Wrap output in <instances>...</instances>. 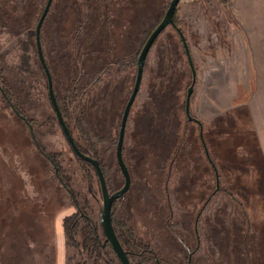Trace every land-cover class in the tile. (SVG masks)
<instances>
[{
    "label": "rangeland",
    "instance_id": "1",
    "mask_svg": "<svg viewBox=\"0 0 264 264\" xmlns=\"http://www.w3.org/2000/svg\"><path fill=\"white\" fill-rule=\"evenodd\" d=\"M47 1L0 0V84L27 119L0 92V264H120L85 242L93 228L104 244L103 199L49 99L35 37ZM170 2L54 0L42 27L65 120L82 148L89 136L78 120L90 131L111 192L124 184L116 148L136 56ZM177 18L197 73L191 114L203 124L219 189L200 127L185 113L192 71L169 27L129 115L123 155L132 184L115 216L163 264H264V108L249 106L264 93V35L254 34L264 30V0H182ZM76 205L86 217L71 223L72 239L63 225Z\"/></svg>",
    "mask_w": 264,
    "mask_h": 264
},
{
    "label": "water",
    "instance_id": "2",
    "mask_svg": "<svg viewBox=\"0 0 264 264\" xmlns=\"http://www.w3.org/2000/svg\"><path fill=\"white\" fill-rule=\"evenodd\" d=\"M182 0H172L170 3V6L162 20V22L159 24V26L154 30V32L151 34V36L149 37V39L147 40L140 56L138 59V68H137V76H136V81H135V85H134V89L133 92L127 102V105L125 107L123 116H122V120H121V127H120V131H119V137H118V143H117V148H116V159H117V163L118 166L121 170V173L124 177V186L119 189L118 191L111 193L109 191L107 182H106V178L105 175L103 173L102 167L100 162L95 159L92 155H87L83 152H81V150L79 149L77 143L75 142V139L71 133L70 128L68 127L63 114L61 112V109L59 107L58 101H57V97L54 91V86H53V78H52V74L51 71L47 65L46 59H45V55H44V51H43V46H42V41H41V32H42V27L44 25V22L50 12L51 6L54 2V0H48L46 3V6L43 10V13L38 21V24L36 26V31H35V37H36V46H37V52H38V56H39V60L42 64V67L46 73L47 76V81H48V93H49V99L51 102V105L53 107V110L55 112L56 118L60 124V127L68 141V143L70 144L73 152L82 160L90 163L94 169L95 172L97 174L99 183H100V187H101V192H102V199H103V208L101 210L100 213V224L102 226V230H103V235H104V243L105 244H110L112 249L114 250V252L116 253L119 261L121 262V264H132L129 256H128V252L123 248L117 233L115 231L114 225H113V204L115 201H117L118 199L122 198L131 188V174L129 171V168L124 160V155H123V148H124V142H125V136H126V128H127V123H128V119H129V115L131 112V109L133 107V104L137 98V95L139 93V90L141 88V84H142V80H143V75H144V69H145V63L147 60V57L149 55V52L151 50V48L153 47L155 41L157 40V38L159 37V35L168 27V26H173L174 28L177 29L181 41L183 43V46L185 48L186 54H187V58L190 64V68L192 71V85L188 90L187 93V98H186V104H185V113L186 116L188 117V119L191 122H195L199 125L200 127V138L202 141V144L205 148V153L207 155V158L209 159V162L212 164L214 170H215V174L217 177V190L219 189V174H218V170L216 165L213 163L210 153H209V149L207 147V144L205 142L204 139V134H203V124L200 120H198L197 118H194L191 114V98H192V94L194 92V85L196 83L197 80V73H196V68L194 65V61L186 40L185 35L183 34V32L177 27L176 23H175V14L178 8V5L180 4ZM0 92L2 93V95L6 98V100L9 102V104L12 106L14 112L24 121L27 122V119L22 116L19 111L13 106V103L11 101H9L4 89L2 88L1 84H0ZM29 128L32 132V136L35 140V142H37L36 137L33 133V127L30 123H28ZM38 145V143H37ZM39 147V145H38ZM54 164V168L56 170V175L58 176L59 180L63 183L62 179L59 177L58 175V168L57 166ZM64 184V183H63ZM69 193L73 196V193L68 189ZM198 219L196 220L197 223ZM190 263V261H189Z\"/></svg>",
    "mask_w": 264,
    "mask_h": 264
},
{
    "label": "trees",
    "instance_id": "3",
    "mask_svg": "<svg viewBox=\"0 0 264 264\" xmlns=\"http://www.w3.org/2000/svg\"><path fill=\"white\" fill-rule=\"evenodd\" d=\"M172 1V0H171ZM171 3V2H170ZM181 3V2H180ZM180 5V4H179ZM179 5H178V8H179ZM169 6H170V4H169ZM169 8V7H168ZM178 8H177V11H176V14H175V23H176V25H177V27L183 32V34H184V31L181 29V27H180V22L178 21V18H177V12H178ZM168 10V9H167ZM167 12V11H166ZM166 14V13H165ZM165 16V15H164ZM164 16H163V18H164ZM163 18L160 20V22L159 23H157L156 25H155V27H153V29L151 30V32H150V34L148 35V37L146 38V40H145V42H144V44H143V46L141 47V49H140V51L138 52V56H136V59L137 60H135L137 63H138V59H139V56H140V54H141V52H142V50H143V48H144V46H145V44H146V42H147V40L149 39V37L151 36V34L154 32V30L159 26V24L162 22V20H163ZM169 27H172V28H174L173 26H168L167 28H169ZM166 28V29H167ZM165 29V30H166ZM176 31H177V29L176 28H174ZM164 30V31H165ZM163 31V32H164ZM162 32V33H163ZM178 32V31H177ZM161 33V34H162ZM161 34L159 35V37L161 36ZM179 34V33H178ZM185 35V34H184ZM158 37V38H159ZM179 37H180V35H179ZM158 38H157V40H158ZM181 39V38H180ZM156 40V41H157ZM187 40V39H186ZM156 41H155V43H156ZM154 43V44H155ZM154 46V45H153ZM37 47V46H36ZM153 48V47H152ZM151 48V49H152ZM185 49V48H184ZM151 51V50H150ZM185 53H186V51H185ZM149 54H150V52H149ZM187 55V54H186ZM149 56V55H148ZM148 58V57H147ZM147 61V60H146ZM135 63V62H134ZM118 66H120V67H127V63H125V62H123V61H119L118 63ZM190 65V64H189ZM138 66V65H137ZM145 67H146V63H145ZM145 70V69H144ZM2 86V85H1ZM2 88L4 89V87L2 86ZM4 91H5V93H6V95H7V97L9 96L8 94H7V92H6V89H4ZM8 99H9V101H11L10 100V98L8 97ZM57 101H58V99H57ZM12 102V101H11ZM13 103V102H12ZM58 104H59V101H58ZM185 104H186V102H185ZM15 107V106H14ZM59 107H60V109H61V111H62V114H63V117H64V119H65V115H64V111L62 110V108H61V106H60V104H59ZM16 108V107H15ZM188 118V117H187ZM66 121V120H65ZM188 121L189 122H191L189 119H188ZM67 123V122H66ZM68 125V124H67ZM78 125L79 126H77V128L80 130L81 129V133H83V135H85V137L86 136H89V138L87 137L85 140L87 141V147H85V148H82L79 144H77L78 145V147H79V149L81 150V152H83V153H85V154H87V155H92L95 159H98L99 160V158H98V156H97V154H98V148H96L95 147V145H94V143H92L91 142V134H90V131L86 128V126H85V124L80 120H78ZM68 127H69V125H68ZM120 127H121V125H120ZM118 143V142H117ZM124 149V148H123ZM75 154V153H74ZM94 154V155H93ZM76 155V154H75ZM76 157L78 158V159H80L77 155H76ZM80 160H82V159H80ZM82 161H84V160H82ZM100 161V160H99ZM86 164H88V165H91L90 163H88V162H86V161H84ZM100 163H101V166H102V169H103V173H104V175H105V178H106V182H107V185H108V187H109V189H110V191H111V188H110V185H109V181H108V178H107V175H106V171H105V168H104V166H103V164H102V162L100 161ZM92 166V165H91ZM93 167V166H92ZM93 169H94V167H93ZM95 170V169H94ZM215 172V171H214ZM96 173V172H95ZM62 179V178H61ZM62 181H63V179H62ZM63 183H64V181H63ZM124 186V184L122 185V187ZM121 187V188H122ZM120 188V189H121ZM119 190V189H118ZM118 190H116V191H118ZM116 191H113V193L114 192H116ZM125 196V195H124ZM121 199V198H120ZM120 199H118L117 201H115L114 202V204H113V225H114V228H115V231H116V233H117V236H118V238H119V240H120V242H121V244H122V246H123V248L128 252V256H129V259H130V261H131V263L132 264H147V263H149V262H151V261H155V263H157V264H163V262L158 258V256L155 254V252L153 251V250H151L150 249V247H144V245L142 244V243H140L138 240H137V238H136V236H135V234H134V232L130 229V228H128V227H126V225L125 224H123V223H119L118 221H117V218H116V216H115V211H116V205H117V203L120 201ZM76 207H77V209H78V213H76L74 216H70V217H66L65 218V220H64V225H63V230H64V233H65V235H67V236H69L70 238H74V233H73V227H75L76 225H77V223H75L79 218L81 219V218H84V217H86L85 215H83L82 214V212H81V210L79 209V207L76 205ZM71 223H73L75 226H72V228H70L71 227ZM92 223V222H91ZM93 224V223H92ZM93 227H94V225H93ZM86 245L88 246V248H92V247H96V249H100L101 251H108V253L110 252V253H112L114 256H115V258L118 260V262L121 264V262L119 261V259H118V257H117V255H116V253L114 252V250L112 249V247H111V245L108 243V244H103L102 243V241H101V239L98 237V234H97V232H96V230L95 229H93L92 228V231L91 232H89L88 234H87V236H86Z\"/></svg>",
    "mask_w": 264,
    "mask_h": 264
},
{
    "label": "crops",
    "instance_id": "4",
    "mask_svg": "<svg viewBox=\"0 0 264 264\" xmlns=\"http://www.w3.org/2000/svg\"><path fill=\"white\" fill-rule=\"evenodd\" d=\"M254 34H258V35L259 34L260 35L263 34L264 35V30L263 29L262 30H257V32L254 33ZM259 91H261V90H259ZM259 91H256L255 94L250 99L249 106H251V110H252V108H255L256 110L259 111V110H261L260 107H262V105H263V108H264V96H263L264 93H262V92L259 93ZM257 117H258V115H257ZM259 128H260V126H259ZM261 129L264 132V123H262Z\"/></svg>",
    "mask_w": 264,
    "mask_h": 264
},
{
    "label": "flooded vegetation",
    "instance_id": "5",
    "mask_svg": "<svg viewBox=\"0 0 264 264\" xmlns=\"http://www.w3.org/2000/svg\"><path fill=\"white\" fill-rule=\"evenodd\" d=\"M199 126V125H198ZM205 149V148H204ZM98 160V159H97ZM209 160V159H208ZM99 161V160H98ZM100 162V161H99ZM101 164V163H100ZM102 167V166H101ZM103 170V169H102ZM215 171V170H214ZM100 184V183H99ZM109 188V187H108ZM100 189H101V187H100ZM109 191H110V189H109ZM111 192V191H110ZM111 193H113V192H111ZM101 194H102V192H101Z\"/></svg>",
    "mask_w": 264,
    "mask_h": 264
}]
</instances>
